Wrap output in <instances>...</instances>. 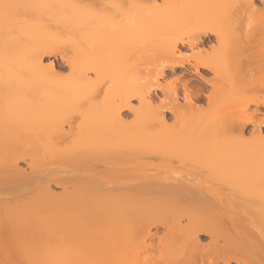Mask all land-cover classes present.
<instances>
[{
	"label": "bare ground",
	"instance_id": "obj_1",
	"mask_svg": "<svg viewBox=\"0 0 264 264\" xmlns=\"http://www.w3.org/2000/svg\"><path fill=\"white\" fill-rule=\"evenodd\" d=\"M137 61L200 81L153 77L159 103ZM263 97L264 0H0V264H264Z\"/></svg>",
	"mask_w": 264,
	"mask_h": 264
},
{
	"label": "rangeland",
	"instance_id": "obj_2",
	"mask_svg": "<svg viewBox=\"0 0 264 264\" xmlns=\"http://www.w3.org/2000/svg\"><path fill=\"white\" fill-rule=\"evenodd\" d=\"M258 2H259V1H258ZM259 3L261 4V2H259ZM258 42H260V41H258ZM213 43H214V42H213ZM213 43H212V44H213ZM210 44H211V43H210ZM214 45H218V44H217V43H214ZM215 47H216V46H215ZM184 50H185V51H184V52H185V56H189V55H186V54H187V53L190 54V53H191V50H189L188 48H185ZM209 51H210V50H209ZM148 52H149V51H148ZM150 52H152V55H151V56H154L152 59H155L156 62H157V61H158V59H156L157 54H155V52H153V51H150ZM150 52H149V53H150ZM216 53H217V52H216ZM223 53H224L223 51H220V50L218 51V54H219L220 56L225 55V53H224V54H223ZM150 54H151V53H150ZM150 54H149V56H150ZM145 58H147V57L145 56ZM145 58H144V59H145ZM142 59H143V58H142ZM152 59H151V61H152ZM139 60H141V59H139ZM159 60H161V64L164 63V62H166V59L163 60L164 62H162V59H159ZM145 61H146V59H145ZM145 61H144V62H145ZM45 62H46V63H49V62H50V63H53V65L55 66L56 70L60 71V74L63 75V76H66V75L68 76V75H69L68 73L71 72V71H70L71 68H70V66L68 65V62H67L64 58H62L59 54L46 55V56H45ZM137 62H138V61H137ZM149 62H150V61H149ZM156 62H155V63H156ZM158 62H159V61H158ZM138 63H139V62H138ZM150 63H152V62H150ZM159 63H160V62H159ZM159 63H158V64H159ZM139 64H140V63H139ZM142 64H143V63L140 64V65H141L140 67L144 68V66H145V65L147 66L148 63H146L144 66H143ZM164 64H165V63H164ZM67 65H68L69 67H68ZM146 66H145V67H146ZM148 66H150V65H148ZM148 66H147V67H148ZM185 66H188V64H185ZM147 67H146V68H147ZM142 68H140V70H141L142 73H144V71L147 72V71H146V68H144V69H142ZM179 68H180V69H179ZM182 68H183V67H178V68L176 69V72H177V73L174 71L175 73L172 72L173 74H172L171 72H169L170 70H166L167 72H166V74H164V76H163V75H162V76L158 75V74H159L158 71H157V70H156V71L153 70V68L151 69V66H150L149 68H147L148 70L151 69V71L153 70L152 72H155V74H151V71H150V74L152 75V78H151V76H149V77H150V78L152 79V81H153L154 83H156V84L152 83L151 81H150V83H149V77L147 78V81H146V82H148L149 85H150L151 83H152V85L154 84V87H155V88H154L152 85H150V86H152V89L154 88V89L156 90V92L158 91V94L156 93V95H157L156 97H158L157 100L159 101V103H160V100L163 98V96L165 97V95H163V92H164V91L162 92V90H163V89L166 90V88L170 89V88H169L170 85H169V87H166V86H167L166 83H167V82L169 83L170 80H172V82L170 81L171 83H173L174 79L176 80V81L174 82L175 85H178V87L176 86V89L180 90V91L182 92V94L184 93V90H182V89H184V86H182V85H184V79L187 78V80H191V78H192L193 80L196 79V80L200 81V79H199V77H198V74H194V70H193V69H191L190 67H189V69H184V68L182 69ZM190 69H191V70H190ZM201 69H202V70H201ZM201 69H200V70H201L200 73H201L203 76H204V75L207 76V77L209 76L208 78L211 77L212 73H209L207 70H205V69H203V68H201ZM192 70H193V71H192ZM203 70H204V71H203ZM58 73H59V72H58ZM136 73H138V72H136ZM139 73H140V72H139ZM181 73H183V74L185 73V75H183V74H181ZM195 73H196V72H195ZM64 74H65V75H64ZM70 74H71V73H70ZM146 74H147V73H146ZM148 74H149V73H148ZM187 74H188V75H187ZM153 75H154V76H153ZM196 75H197V76H196ZM93 76L96 77L95 73H90V78H93ZM140 76H142V75H140ZM147 76H148V75H147ZM158 76H160V77L157 79L156 77H158ZM180 76H181V77H180ZM182 76H183V77H182ZM138 77H139V76H138ZM153 77L155 78L154 80H157V82H158V80H159V82H160L161 84H164V86H165L166 88L161 87V85L158 86V87H156L155 85H157V84H159V83L155 82V81L153 80ZM178 77H180V78L182 79L181 82H180V78H179V80L177 79ZM93 80H95V78H93ZM193 80H192V81H193ZM182 81H183V82H182ZM194 81H195V80H194ZM148 83H147V85H148ZM182 83H183V84H182ZM105 84H107V82H106ZM107 85H108V84H107ZM149 85H148L147 87H149ZM103 86H105V85H103ZM109 86H110V85H109ZM105 87H107V86H105ZM159 87H160V90H159ZM179 87H180V88H179ZM182 87H183V88H182ZM157 88H158V89H157ZM161 88H163V89L161 90ZM181 88H182V89H181ZM103 89H105V88L103 87ZM150 89H151V88H150ZM154 89H153V90H154ZM208 89H209V90H208ZM210 89H211V90H210ZM166 91H167V90H166ZM166 91L164 92V94L166 93ZM168 91H169V90H168ZM206 91H207V92H206ZM206 91H205V92H206L207 94L210 93L211 91H213L210 85L206 87ZM178 92H179V91H178ZM181 92H179V93L181 94ZM206 93H205V94H206ZM182 94H181V95H182ZM181 97H182V101H183V95H182ZM100 98H101V97H99V99H100ZM205 98H206V97H205ZM205 98L201 101V104H202V105L199 104V102L196 103V104H199V105H201L202 107H204L203 109H205V106H206V107L209 106V105L207 104L208 101L206 102V101H205ZM262 99H264V97H263ZM163 100H164V99H163ZM206 100H207V99H206ZM161 101H162V100H161ZM132 102H133L134 105L136 104V105H135L136 108H139V107H140V106H139L140 104H137L139 101L137 102V100H133ZM203 102H204V103H203ZM225 102H227V101H225ZM157 103H158V102H157ZM224 104H225V103H224ZM207 105H208V106H207ZM137 106H139V107H137ZM201 106H200V107H201ZM254 106H255V105L252 104V105H251V108H252L254 111H255L256 108H257V110H258L259 112H258V114H257V112H255V113L257 114V116H258L259 119H263V117H264V105L262 106V105L260 104V105L257 106V107H256V106L254 107ZM202 107H201V108H202ZM227 107H229V106H227ZM227 107H226V108H227ZM238 107H239V106H238ZM238 107H237V109H238ZM226 108H225V109H226ZM239 108L241 109V107H239ZM203 109H202V110H203ZM210 109H211V108H210ZM223 109H224V108H221V110H220V109L218 110V108H217L216 110H217V111L219 112V114H220V112H221ZM229 109H231V107H230ZM229 109H227V110H229ZM237 109H236V113L238 114L239 111H240V109H239V111H238ZM252 109H249V111L252 110ZM211 110H213V108H212ZM211 110H210V112H213V111H211ZM231 110H232V109H231ZM253 110H252V111H253ZM257 110H256V111H257ZM217 111H215V113H216ZM224 111H225V110H224ZM237 111H238V112H237ZM252 111H251V112H252ZM254 111H253V112H254ZM210 112H208V113H210ZM227 112H228V111H227ZM234 112H235V110H234ZM202 113L204 114V111H202ZM205 113H206V111H205ZM213 113H214V112H213ZM215 113H214V114H215ZM222 113H223V112H222ZM222 113H221V114H222ZM236 113H235V114H236ZM240 113H241V112H240ZM240 113H239V115H240ZM125 114H127V115H126V119H129V120H130V118L132 119V117H133V114H132V113L125 112ZM211 114H212V113H211ZM219 114H216L218 117H217L216 115H215V117H214L213 115L210 116V117H211V119H213V118H215V119L218 118V120H219V119H220V116H221V115L219 116ZM208 115H209V114H208ZM227 115H228V113H227ZM200 116H202L201 118H203V115L200 114ZM204 116H206V118L208 117L207 114H206V115L204 114ZM257 116H256V117H257ZM168 117H169L168 122L170 121V123H172V121H173V123H174V118H173V116H172L171 113H168ZM225 117H226V116H225ZM133 118H134V117H133ZM203 119H204V118H203ZM205 120H206V119H205ZM256 121H257V119H256ZM263 121H264V120H263ZM259 122L261 123V120H258L256 124L258 125ZM211 124H212V123H211ZM170 125H171V124H170ZM172 125H173V124H172ZM212 125H213V124H212ZM218 125H219V124H218ZM259 125H260V126H263L264 123H263V124H259ZM175 126H176V125H174V130H175ZM213 126H214L213 128H215V125H213ZM172 127H173V126H172ZM172 127H171V128H172ZM176 127H177V128H180V126H176ZM213 128H212V129H213ZM216 128H218V127H216ZM209 129H211V127H210V128L208 127V131H207V132H210V135H211V137H212V134H213L212 132H213L214 129L211 130V131H210ZM252 129H254V126H252V125H248L247 128H246V130H245V132H244L245 135L243 134L244 136H238V138H236V139H235V136L239 135V134H237L236 132H233V137H232V134H231L232 132H230L229 130H228L229 133L227 132L228 135H227V134H225V135H227V136L231 135L230 137H232L233 140H237V139H239V140H237L238 142H248V141H250L249 138L251 139V137H249V136H250V134L253 132ZM177 130H178V129H177ZM206 130H207V129H206ZM206 130H205V131H206ZM175 131H176V130H175ZM220 131H221V130H220ZM220 131H219V132H220ZM224 131H225V130H224ZM224 131H223V130L221 131V134H222L223 136H225V135L223 134ZM251 131H252V132H251ZM211 133H212V134H211ZM225 133H226V132H225ZM235 133H236L237 135H234ZM248 134H249V136H248ZM202 135H203V134H202ZM206 135H207V138H206V137H205V138L208 139V134H206ZM210 135H209V136H210ZM246 135H247V136H246ZM198 137H199L200 139H202V138H201V135L198 136ZM202 137H203V136H202ZM211 137H209V138H211ZM230 137H228V138H230ZM242 137H243V138H242ZM246 137H247L248 139H246ZM197 139H198V138H197ZM243 139H245V140H243ZM198 140H199V139H198ZM231 140H232V139H231ZM247 140H248V141H247ZM205 160H207V159H205ZM175 161H177V160H175ZM175 161L173 162V160H172L170 163H167V165H168V164L170 165V166H168V167H169V171H170V174H171V178H174V177H175L176 179H177V178L180 179V177H181L182 182H185V181H186L187 184H189V185H191V186H192L193 184H190V183H192V181H193L195 187H196V188H197V187L199 188V189H198V190L200 191L199 194H201L203 191L206 192V193L203 192V193H205L206 195H204V194L202 193V196H205V197H206L207 194L211 192V188H210V187H212V188L215 189V187H216L218 184H221V183H218V184H217V182H220L219 180H218L217 182H214V183H216V184H214V183H212L211 180H210V181H211V182H210V181H208L207 179H205L203 176H201V177L203 178V179H202V178L200 177L201 174H193V173H191L190 170H192V169H194V168L196 169V166L193 167V164H192V165L190 164L192 167H191L189 164H187V165H189L190 167H188L187 165H184V164H183V166H184L185 168H183V166L180 168V166L182 165L181 162L177 161V163H175ZM158 162H159V161H158ZM172 162H173V164L171 165ZM154 163H155V164H158V163H157V160H154ZM179 163H180V164H179ZM162 164H163V163H162ZM178 164H179V166H177ZM194 164H196V163L194 162ZM165 165H166V164H165ZM167 165H166L165 167H164V166H163V167L160 166V169L162 170V172H161V175H162V176L160 175V176H161V179L164 178L166 181L169 180V179H171V178L168 179V177H170V175L168 176L169 171H168V169H167ZM197 165H198V164H197ZM20 166H21L22 168H24V169H28L27 166H26V164H25L24 162H20ZM171 166H172V169H173V170H171V168H170ZM176 166H177V167H176ZM178 167H179V168H178ZM165 168H166V171H168L167 174L164 173ZM175 168H176V169H175ZM157 169H159V168H157ZM186 169H187V170H186ZM174 170H176V172H175ZM177 170H178V172H177ZM181 170H182V171H181ZM183 170H184V171H183ZM185 170H186V171H185ZM192 171H193V170H192ZM194 171H195V170H194ZM172 172H173V173H172ZM179 172H180V173H179ZM181 172H183V173H181ZM195 172L200 173L199 170H198V171L196 170ZM162 173H164V174H162ZM178 173H179V174H178ZM186 173H187V174H186ZM105 174H106V173H104V175H103L102 172H101V173H100V172L98 173V175H101V176H105ZM180 174H181V175L184 174L183 177L186 178V179H184ZM166 175H167L168 177H167ZM172 175H173V176L175 175V176L173 177ZM178 175H180V177H179ZM187 175H189V176L191 175V177L194 176V177H195V180H194V178L190 179V177L187 176ZM101 176H100V177H101ZM164 176H165V177H164ZM185 176H187V177H185ZM198 177H199V178H198ZM103 178H104V182H103V180H102V183H105L106 180H107V178H106V177H103ZM182 178H183V179H182ZM188 178H189V179H188ZM196 178H198L199 181H196V180H197ZM201 180H202V181H201ZM212 180H214V179H212ZM214 181H216V180H214ZM202 182H204V183H202ZM106 183H108V181H107ZM195 183H196V184H195ZM197 183L200 184V186H202V187L200 188V186L197 185ZM211 183H212V184H211ZM202 184H204V185H202ZM213 184H214V185H213ZM194 185H193V186H194ZM207 185H208V186H207ZM203 186H206V187L204 188ZM218 186H219V185H218ZM218 186H217V187H218ZM220 186H221V185H220ZM220 186H219V187H220ZM219 187L216 189V191L218 192V193H217V197H218L219 193H222V192H223V191H222V192H219V191H221V189H219ZM52 188H53L54 192L59 193V192L61 191L60 187H58V186H56V185H53ZM107 188H108L109 190L111 189V188H109V187H107ZM107 188L105 189V191H103L104 189L102 190V191H103L102 194H104V192H106L107 194H109V191L107 192V190H108ZM221 188L223 189V188H225V187H224V186H221ZM205 189H206V190H205ZM218 189H219V190H218ZM208 190H210V191H208ZM223 190H226V189H223ZM213 191H214V190H213ZM213 191H212V192H213ZM224 192H227V191H224ZM223 194L225 195V193H223ZM31 195H32V194H30V195L28 196V197H29L28 199L31 198ZM220 195H221V198H224V195H223V197H222V194H220ZM220 195H219V196H220ZM200 196H201V195H200ZM202 196H201V198H202ZM25 197H26V196H25ZM25 197L23 198L24 200H25ZM205 197H203V198H205ZM203 198H202V199H203ZM218 198L221 199L220 197H218ZM9 199L12 200V202H13V199H11V198H6V199L4 198V200H6V201H7V200L9 201ZM23 199H22V201H21V203H20L21 206H23L22 203H24V200H23ZM26 199H27V197H26ZM28 199H27V201H28ZM213 199H214V198H213ZM214 200H215V199H214ZM214 200H213V201H214ZM222 200H223V199H222ZM8 201H7V202H8ZM14 201H15V199H14ZM204 201H207V200L204 199ZM204 201H203L202 203L205 204L206 202H204ZM213 201L210 203V200H208V203H210V204L213 205ZM215 201H216V200H215ZM9 202H11V201H9ZM9 202H8V203L4 202V204H7L8 207H9V206H10V205H9V204H10ZM15 202H18V201H15ZM15 202H14V204L12 203L11 205H13V206H14V205H18V206H16V207H19V206H20V205H19V202H20V201H19L18 203H16V204H15ZM25 202H26V201H25ZM193 202H195V201H191L192 204L189 203L190 205H188V206H186V205H187V202H184L183 206L181 205V204H182V203H181L180 205H181L182 208H183V209L180 208L181 211H184V213L187 212V210L189 211V209L191 208V205H192V206H193V205H194V206H197V205L199 206L198 203L196 204V202H195V203H193ZM26 203H27V202H26ZM185 203H186V205H185ZM208 203H206V204H208ZM24 204H25V203H24ZM195 204H196V205H195ZM204 204H203V205H204ZM206 204H205V205H206ZM216 204H217V203H216ZM184 205H185L186 207H185ZM203 205H202V206H203ZM3 206H5V205H3ZM25 206H26V205H25ZM186 208H187V210H186ZM185 210H186V211H185ZM191 211H192V210H191ZM204 212H205V211H204ZM187 213H188V212H187ZM205 213L207 214V212H205ZM206 214H205V215H206ZM182 215H183V212H182ZM207 215H208V214H207ZM184 217H185V216H184ZM205 217H206V216H205ZM215 217H216V216H215ZM213 218H214V217H213ZM218 218H221V219H218ZM211 219H212V218H211ZM214 219H215V218H214ZM217 219H218V220H223V217H217ZM217 219H215V220H217ZM184 221H185V219H184ZM225 222H226V220H225ZM184 223H185V222H184ZM163 232H165V231H163ZM163 232H162V233L160 232V235H161V234L164 235ZM202 238H203V239H202V240H203L202 243H207V242H209V239H210L209 236L206 235V236H204V237H202ZM217 263H218V264H223V258H219V259H217ZM231 264H238V263H236L235 261H232Z\"/></svg>",
	"mask_w": 264,
	"mask_h": 264
}]
</instances>
